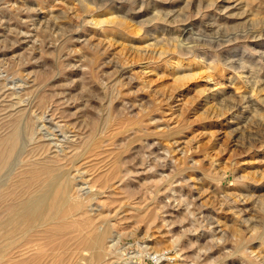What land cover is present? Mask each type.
Masks as SVG:
<instances>
[{"label": "rangeland", "instance_id": "1", "mask_svg": "<svg viewBox=\"0 0 264 264\" xmlns=\"http://www.w3.org/2000/svg\"><path fill=\"white\" fill-rule=\"evenodd\" d=\"M0 82L5 115L79 155L102 264H264V0H0Z\"/></svg>", "mask_w": 264, "mask_h": 264}, {"label": "bare ground", "instance_id": "2", "mask_svg": "<svg viewBox=\"0 0 264 264\" xmlns=\"http://www.w3.org/2000/svg\"><path fill=\"white\" fill-rule=\"evenodd\" d=\"M108 19L113 23H117V19L119 21L117 24H122L118 18ZM103 21L95 20V23L100 24ZM56 26L45 25L43 33L49 32L48 29L52 28L59 30ZM35 34L37 37L40 36L38 29ZM168 48H162L161 53L170 51ZM14 66L15 64L8 68L14 69ZM40 79L43 81L44 77ZM180 79L186 80L185 76ZM1 86L2 84L0 90ZM49 97L45 94L39 96L33 107L42 110L45 103L50 100ZM6 109L0 104V264H82L80 256L85 251L92 252L87 259L88 264H102L104 259L102 249L111 231L107 228L98 232L96 227L99 223L86 216L85 204L75 195L77 188L74 191L75 179L71 178L69 165L74 166L79 155L69 157L70 159L60 155L50 156L49 147L40 142L41 137L38 139L35 135L32 114L20 110L19 114L5 115ZM59 109L57 104V109L52 110V116ZM95 117L97 116L91 115L90 121L86 123L89 135L92 136L85 145L86 151L96 143L95 133L98 131V125ZM60 127L59 141H62L61 137L69 141L66 135L70 125ZM259 202L260 208L264 210V198L259 199ZM237 232L236 240L240 241L241 234L239 230ZM73 241L74 243H71ZM239 244L242 245L241 241ZM240 245L238 247L242 249L243 245ZM73 246L76 251L73 250ZM155 258L158 262L163 256L158 255Z\"/></svg>", "mask_w": 264, "mask_h": 264}]
</instances>
